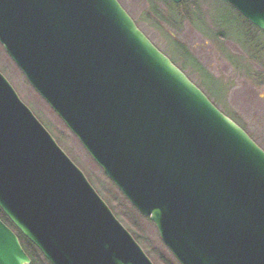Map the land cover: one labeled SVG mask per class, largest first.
I'll list each match as a JSON object with an SVG mask.
<instances>
[{"label":"water","instance_id":"water-1","mask_svg":"<svg viewBox=\"0 0 264 264\" xmlns=\"http://www.w3.org/2000/svg\"><path fill=\"white\" fill-rule=\"evenodd\" d=\"M0 44L180 264H264V149L119 0H0ZM0 208L51 264H155L2 71ZM31 262L0 217V264Z\"/></svg>","mask_w":264,"mask_h":264},{"label":"rangeland","instance_id":"rangeland-1","mask_svg":"<svg viewBox=\"0 0 264 264\" xmlns=\"http://www.w3.org/2000/svg\"><path fill=\"white\" fill-rule=\"evenodd\" d=\"M119 1L141 30L170 58L171 54L179 55L173 41L183 43L201 66L219 81L203 77L198 70L188 66L182 70L223 112L235 115L247 131H250L251 136L254 135L264 142V96L260 97L264 95V31L250 23L226 0H197V9L192 5L193 0H187L182 8L186 17L179 29L159 18L149 7V0ZM158 5L161 12L167 14L169 4L161 2ZM183 63L184 60L179 57L175 64L181 68ZM0 71L51 134L54 137L56 135L57 142L85 172L92 185L95 187L97 184L110 196L115 194L130 207V201L95 162L76 135L31 86L1 44ZM220 84L227 90L225 96L218 99L215 95L221 93ZM139 214V228L133 226V231L140 236L148 251L153 253V262L163 264V261L171 259L175 263L154 222ZM119 220L121 221L120 218ZM121 222L128 229L126 223Z\"/></svg>","mask_w":264,"mask_h":264},{"label":"trees","instance_id":"trees-1","mask_svg":"<svg viewBox=\"0 0 264 264\" xmlns=\"http://www.w3.org/2000/svg\"><path fill=\"white\" fill-rule=\"evenodd\" d=\"M196 1L197 0H193V3H192V5L194 6L195 9L198 8L196 6L197 5ZM161 2L169 4V10L167 11V14L161 12L162 10L159 8V5H158V3H161ZM186 3H187V0H183L180 3H175L172 0H149V7L163 21L168 22L170 25H172L173 28L179 29V28H182L183 19H184V17H186L185 13L182 11V8L185 7L184 5ZM180 8H181V10H180ZM233 8H235V7H233ZM191 9H193V8H191ZM145 20H147V19L145 18ZM262 31H264V30H262ZM173 42H174V47L177 49L179 55L174 56L171 54V59L175 63L179 60V57L181 59H183L184 63L181 65V69L184 70L188 67H191L193 70H196V71L198 70V72L203 77L206 76V77L210 78L211 80H217L203 66H201V64L197 61V59L194 57V55L190 52V50L183 43H180L177 40H174ZM262 60H264V55H263ZM217 81H219V80H217ZM220 88H221V93L220 94L217 93L215 95L218 99L223 98L225 96L224 93L227 90L226 87L223 88L221 84H220ZM226 114L229 115L231 118H233L236 122H238L244 129H246L245 126L236 118L235 115L230 114L229 112H227ZM55 137H56V135H55ZM95 187L97 188L98 192L103 196V198L107 201V203L112 208V210L117 215V217H119L121 219V221L126 223L129 231L135 236L136 240L142 245V247L145 249L147 254L150 257L151 256L153 257V253L148 251L147 247L145 246V244L141 240L140 236L133 231V229H134L133 226L139 228V223H138L139 211L132 204L130 205V207L127 206V204L122 200L120 201L119 198L117 196H115V194L113 195V193H112L111 196L109 193L106 194L103 190H101L99 188V186H97V184ZM0 217L10 227H12L15 230V232L18 234L24 249L27 251V253L32 258L31 264H51L50 261L42 254V252L39 250V248L21 233V231L13 224V222L7 217V215L1 210V208H0ZM154 253H155V255L157 254V252H154Z\"/></svg>","mask_w":264,"mask_h":264},{"label":"flooded vegetation","instance_id":"flooded-vegetation-1","mask_svg":"<svg viewBox=\"0 0 264 264\" xmlns=\"http://www.w3.org/2000/svg\"><path fill=\"white\" fill-rule=\"evenodd\" d=\"M264 95H260V97H263ZM247 130V129H246ZM248 133H249V135L251 136V133H250V131H247ZM256 142H257V144L259 145V146H261L263 149H264V142H263V140H260L259 138H256V137H254V135L253 136H251ZM169 252L170 253H172L170 250H169ZM172 256H173V259H174V261H175V263L174 262H172V261H170V260H166V261H163V264H180V262L177 260V258L173 255V253H172Z\"/></svg>","mask_w":264,"mask_h":264}]
</instances>
